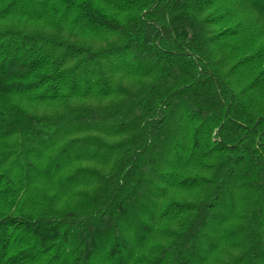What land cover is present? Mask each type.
<instances>
[{
    "label": "trees",
    "instance_id": "16d2710c",
    "mask_svg": "<svg viewBox=\"0 0 264 264\" xmlns=\"http://www.w3.org/2000/svg\"><path fill=\"white\" fill-rule=\"evenodd\" d=\"M0 264H264V0H0Z\"/></svg>",
    "mask_w": 264,
    "mask_h": 264
}]
</instances>
